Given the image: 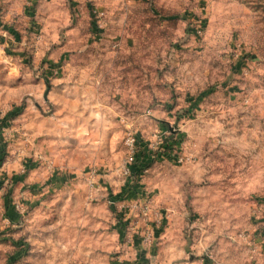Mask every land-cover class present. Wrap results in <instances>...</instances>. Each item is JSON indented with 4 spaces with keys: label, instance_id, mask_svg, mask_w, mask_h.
<instances>
[{
    "label": "rangeland",
    "instance_id": "1",
    "mask_svg": "<svg viewBox=\"0 0 264 264\" xmlns=\"http://www.w3.org/2000/svg\"><path fill=\"white\" fill-rule=\"evenodd\" d=\"M0 264H264V0H0Z\"/></svg>",
    "mask_w": 264,
    "mask_h": 264
},
{
    "label": "built area",
    "instance_id": "2",
    "mask_svg": "<svg viewBox=\"0 0 264 264\" xmlns=\"http://www.w3.org/2000/svg\"><path fill=\"white\" fill-rule=\"evenodd\" d=\"M125 146L127 148L128 156H127L126 162L123 166V171L126 175H128L130 177L131 166L134 163L135 156H136L137 151H138L137 139L132 135H127L126 140H125ZM176 161L178 163H180L182 161V159L177 158Z\"/></svg>",
    "mask_w": 264,
    "mask_h": 264
},
{
    "label": "trees",
    "instance_id": "3",
    "mask_svg": "<svg viewBox=\"0 0 264 264\" xmlns=\"http://www.w3.org/2000/svg\"><path fill=\"white\" fill-rule=\"evenodd\" d=\"M137 142H138V139H137ZM139 146L140 145H139V142H138V151H137V154L135 156L134 163L131 166V175H130V177H133L132 179L134 181H138V179L142 175V171H143L142 170L143 169L142 164H141V162H139V159H140ZM164 152L166 154V156H165L166 158H170L171 156L174 158V155L172 154L170 148H168V147L166 148L165 147V151Z\"/></svg>",
    "mask_w": 264,
    "mask_h": 264
}]
</instances>
